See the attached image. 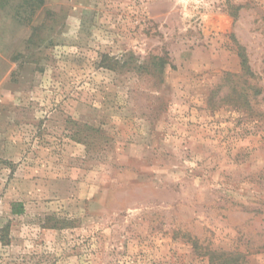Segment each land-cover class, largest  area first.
<instances>
[{
	"label": "rangeland",
	"instance_id": "1",
	"mask_svg": "<svg viewBox=\"0 0 264 264\" xmlns=\"http://www.w3.org/2000/svg\"><path fill=\"white\" fill-rule=\"evenodd\" d=\"M0 264H264V0H0Z\"/></svg>",
	"mask_w": 264,
	"mask_h": 264
},
{
	"label": "trees",
	"instance_id": "2",
	"mask_svg": "<svg viewBox=\"0 0 264 264\" xmlns=\"http://www.w3.org/2000/svg\"><path fill=\"white\" fill-rule=\"evenodd\" d=\"M238 10H239V6L234 7V6L230 5L229 6V11H230L229 15H231L235 18ZM237 55L239 57L242 70L246 73H250V68H249V64H248L247 55L245 53V48L237 47ZM16 207H21V204H18V206L13 204L12 205V209H13L12 212L15 214L21 213L22 210L21 209L17 210Z\"/></svg>",
	"mask_w": 264,
	"mask_h": 264
}]
</instances>
